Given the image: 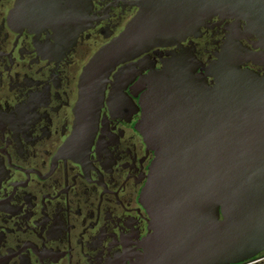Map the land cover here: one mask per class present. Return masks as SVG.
Masks as SVG:
<instances>
[{
  "label": "flooded vegetation",
  "instance_id": "obj_1",
  "mask_svg": "<svg viewBox=\"0 0 264 264\" xmlns=\"http://www.w3.org/2000/svg\"><path fill=\"white\" fill-rule=\"evenodd\" d=\"M138 1L27 0L18 12L19 0H0V264H143L154 231L141 196L155 153L139 129L142 78L183 50L205 74L233 38L261 51L245 21L214 17L118 66L99 112H82L85 67ZM242 68L264 75V62Z\"/></svg>",
  "mask_w": 264,
  "mask_h": 264
},
{
  "label": "water",
  "instance_id": "obj_2",
  "mask_svg": "<svg viewBox=\"0 0 264 264\" xmlns=\"http://www.w3.org/2000/svg\"><path fill=\"white\" fill-rule=\"evenodd\" d=\"M26 1L19 0L18 12ZM136 5L124 31L85 67L82 112L91 103L99 112L118 66L179 45L214 17L245 21L261 49L233 38L205 74L183 50L142 78L139 129L155 153L141 196L154 231L143 264H252L264 252V75L242 66L264 62V0Z\"/></svg>",
  "mask_w": 264,
  "mask_h": 264
},
{
  "label": "built area",
  "instance_id": "obj_3",
  "mask_svg": "<svg viewBox=\"0 0 264 264\" xmlns=\"http://www.w3.org/2000/svg\"><path fill=\"white\" fill-rule=\"evenodd\" d=\"M253 263H255V262H253ZM253 263H252V264H253Z\"/></svg>",
  "mask_w": 264,
  "mask_h": 264
}]
</instances>
